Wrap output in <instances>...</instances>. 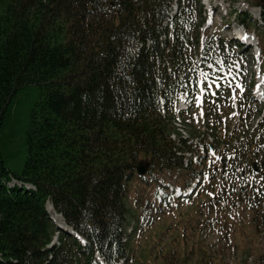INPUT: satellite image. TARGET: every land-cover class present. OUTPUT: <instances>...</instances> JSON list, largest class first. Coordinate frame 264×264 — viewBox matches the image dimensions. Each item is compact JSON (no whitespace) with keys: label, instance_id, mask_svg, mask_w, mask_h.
I'll list each match as a JSON object with an SVG mask.
<instances>
[{"label":"trees","instance_id":"obj_1","mask_svg":"<svg viewBox=\"0 0 264 264\" xmlns=\"http://www.w3.org/2000/svg\"><path fill=\"white\" fill-rule=\"evenodd\" d=\"M198 1L0 0V264H92L96 252L108 264L130 260L134 241L123 236L137 216L127 199L139 161L162 174L191 149L171 139L160 99L186 88L196 56L230 63L221 41H201ZM27 87L36 97L17 173L4 144L15 141ZM49 203L85 245L57 228ZM254 221L264 235V209Z\"/></svg>","mask_w":264,"mask_h":264},{"label":"rangeland","instance_id":"obj_2","mask_svg":"<svg viewBox=\"0 0 264 264\" xmlns=\"http://www.w3.org/2000/svg\"><path fill=\"white\" fill-rule=\"evenodd\" d=\"M197 6L202 8L204 19L199 29L201 41L222 38L224 40L223 46L225 45L229 55L237 56L241 66H246L251 72L249 74V77L251 75L253 77L250 80L251 87L254 88L258 83L263 87L264 0H199L197 5L195 4V7ZM247 27L248 32L252 33L250 35L254 38V43L249 44V47L239 46L232 35L237 30H246ZM199 51H202V47ZM200 57L196 56L194 60L199 65L201 64ZM259 70L263 78L259 76L260 78L256 79L254 76ZM198 72L200 79L204 71L198 68ZM244 91L245 89L233 92L240 100L239 106L241 103L249 101V97ZM19 95L25 98V103L22 102V107L16 111L18 119L21 120V125L18 123L16 127L15 141L10 145L4 144V156L7 165L17 173L22 171L26 158L24 133L31 104L36 97L35 87L24 88ZM215 106L218 115L219 111L223 113L228 104L217 102ZM263 114L264 104H250L248 112L241 115V125L246 122L251 123L255 121V116L263 117ZM197 115L199 120L205 121L206 117ZM215 117V115L210 116L212 124L215 122ZM198 121L194 120V127L199 133L204 131L206 134L211 131L207 127L204 130ZM237 121V118L233 117L230 122L233 130L236 129ZM178 125L176 129L180 135L176 133L177 136L187 137L191 134L190 128L183 124ZM222 129L220 132L223 135ZM2 134L5 137L8 134V129L5 128ZM173 137L174 135L171 136V139L176 142L177 138ZM187 139L189 140V138ZM207 139L210 140V137L208 136ZM233 153V151L230 152L229 162H233ZM188 156L189 154L186 155V157ZM223 162L225 161L223 160ZM237 169L238 173L244 172L240 166L236 167V170L229 167L227 172L222 171L224 176L218 175L215 188L212 184L207 183V188L201 189L199 194H194V199L197 201L195 207L183 208L182 205H178L180 208L174 206L166 208L153 226L146 227L145 225L143 229L138 230V235L134 237L136 239L132 243L134 247L132 257L124 264H260L259 256L264 252V235L258 233L254 219L260 199L264 200V192L262 195L259 193L253 202L252 186L249 185L245 194L241 195L242 188H236L238 179L241 178L239 175L238 179L235 178ZM172 176L173 179H176L178 174L175 173ZM135 181L132 182V188L127 199L131 211L135 210L136 205L141 208L137 204V200H141L142 204L145 201L144 191L139 190V186H134ZM252 181L253 178L250 179V182ZM259 181H261L260 178ZM15 182L16 180L10 186L19 185ZM249 201L252 202V206L249 205ZM259 209L263 210L264 208L259 207ZM133 212L136 213V211ZM133 221H138V216L127 218V233L134 225ZM56 238L57 234L52 243L56 240L58 243L59 239Z\"/></svg>","mask_w":264,"mask_h":264},{"label":"bare ground","instance_id":"obj_3","mask_svg":"<svg viewBox=\"0 0 264 264\" xmlns=\"http://www.w3.org/2000/svg\"><path fill=\"white\" fill-rule=\"evenodd\" d=\"M253 35H254V34H253ZM245 37H247L246 40H247V43H248V44H253V43H254V38H252L250 34L244 35L243 38L245 39ZM262 97H263V95H261V96H257V97H255V99L258 100V101L263 102V101H264V98H262ZM205 129H206V128L204 127V130H205ZM186 132H187V131H186ZM173 135H174L173 138L177 137V135H175V134H173ZM181 136H182V135H181ZM182 138H183V139H186V138H188V136H187V137H183V136H182ZM179 153L181 154V151H180ZM188 154L190 155V153H188ZM189 157H190V156L186 157V164H187V165L191 163V160H190ZM47 207H48L47 209L49 210L50 215L53 216L54 221H55L56 223H59V224L65 226V225H64V221L62 220V216L56 214V213L53 211V209H52V205L49 203V204L47 205ZM54 214H55V215H54Z\"/></svg>","mask_w":264,"mask_h":264},{"label":"water","instance_id":"obj_4","mask_svg":"<svg viewBox=\"0 0 264 264\" xmlns=\"http://www.w3.org/2000/svg\"><path fill=\"white\" fill-rule=\"evenodd\" d=\"M148 165H149V163L147 161H139V163L137 165V173H138V175H144L146 173V171H147ZM51 218L54 220L53 216ZM56 224H57V227L59 229L66 230V231H68L69 234L75 235V231L71 227H69L66 223H64L65 226H63V225H61L59 223H56Z\"/></svg>","mask_w":264,"mask_h":264},{"label":"snow or ice","instance_id":"obj_5","mask_svg":"<svg viewBox=\"0 0 264 264\" xmlns=\"http://www.w3.org/2000/svg\"><path fill=\"white\" fill-rule=\"evenodd\" d=\"M245 39H247V37H245ZM211 67V66H210ZM204 76H205V79H207V74H203ZM213 83H216L215 81H210L208 84H207V89L208 90H211V88H212V84ZM216 87L217 88H219L220 87V85H219V83H216ZM238 87H240L241 89L243 88V86L242 85H238ZM205 92V87H201L200 88V93L202 94V93H204ZM212 95H216V93L215 92H213L212 93ZM234 98V97H233ZM196 101H197V104L198 105H200L201 103H202V98H201V96L200 95H198L197 97H196ZM201 114H203V113H201Z\"/></svg>","mask_w":264,"mask_h":264}]
</instances>
